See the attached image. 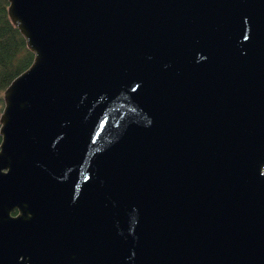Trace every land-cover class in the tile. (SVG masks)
<instances>
[{
    "label": "water",
    "instance_id": "water-1",
    "mask_svg": "<svg viewBox=\"0 0 264 264\" xmlns=\"http://www.w3.org/2000/svg\"><path fill=\"white\" fill-rule=\"evenodd\" d=\"M7 14L0 264H264V0Z\"/></svg>",
    "mask_w": 264,
    "mask_h": 264
},
{
    "label": "trees",
    "instance_id": "trees-1",
    "mask_svg": "<svg viewBox=\"0 0 264 264\" xmlns=\"http://www.w3.org/2000/svg\"><path fill=\"white\" fill-rule=\"evenodd\" d=\"M32 53L7 14V0H0V111L2 90L31 61Z\"/></svg>",
    "mask_w": 264,
    "mask_h": 264
},
{
    "label": "flooded vegetation",
    "instance_id": "flooded-vegetation-1",
    "mask_svg": "<svg viewBox=\"0 0 264 264\" xmlns=\"http://www.w3.org/2000/svg\"><path fill=\"white\" fill-rule=\"evenodd\" d=\"M15 211H12V213H14Z\"/></svg>",
    "mask_w": 264,
    "mask_h": 264
}]
</instances>
